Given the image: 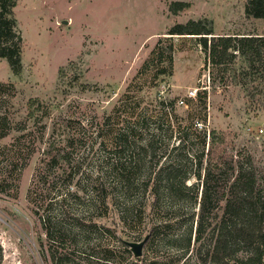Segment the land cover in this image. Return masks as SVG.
I'll return each instance as SVG.
<instances>
[{"label": "rangeland", "instance_id": "1", "mask_svg": "<svg viewBox=\"0 0 264 264\" xmlns=\"http://www.w3.org/2000/svg\"><path fill=\"white\" fill-rule=\"evenodd\" d=\"M173 2L188 7L172 13ZM245 4L17 0L19 71L0 59L14 87L0 95V264H210L193 234L182 255L201 189L191 156L213 130L216 152L247 153L264 175V84L240 85L198 38L169 33L201 20L217 35L264 34ZM29 99L40 103L31 116ZM169 167L194 190L169 197ZM142 241L134 256L127 244Z\"/></svg>", "mask_w": 264, "mask_h": 264}, {"label": "trees", "instance_id": "2", "mask_svg": "<svg viewBox=\"0 0 264 264\" xmlns=\"http://www.w3.org/2000/svg\"><path fill=\"white\" fill-rule=\"evenodd\" d=\"M16 4L17 0H0V59L6 60L13 73L20 69L23 48L14 15ZM187 7V3L173 2L169 10L176 13ZM244 12L254 19H264V0H246ZM169 34L198 38L210 64L220 72L231 73L232 79L240 85L247 87L255 81L264 84V34L217 35L201 20L177 25ZM235 61L240 63L237 68H234ZM6 90L10 92L8 97H13V84L0 81V95ZM203 101L201 104L205 106ZM7 102L0 98V139L8 134L9 117L6 112H1ZM39 106L37 100L29 99L28 107L34 109L29 115H33ZM200 133L202 144H205L206 130ZM207 135V152L191 156L195 166L193 176L201 189L197 191V213L191 215L192 219L196 216L193 233L190 227L182 255L189 250L193 234L196 259L205 258L204 262L209 260L210 264H264V175L258 172L247 153L225 156L223 150L216 152L223 139L213 130ZM175 172L169 167L166 173L169 197L181 193L179 189L184 186L182 178L176 184ZM191 189L194 187H183V190ZM197 193L194 194L195 202ZM46 231L51 235L49 229Z\"/></svg>", "mask_w": 264, "mask_h": 264}, {"label": "water", "instance_id": "3", "mask_svg": "<svg viewBox=\"0 0 264 264\" xmlns=\"http://www.w3.org/2000/svg\"><path fill=\"white\" fill-rule=\"evenodd\" d=\"M144 244V241L140 242V243H128L127 245L131 248L134 256H140L141 254V248Z\"/></svg>", "mask_w": 264, "mask_h": 264}, {"label": "built area", "instance_id": "4", "mask_svg": "<svg viewBox=\"0 0 264 264\" xmlns=\"http://www.w3.org/2000/svg\"><path fill=\"white\" fill-rule=\"evenodd\" d=\"M194 95H195V91H193V90H192V91L190 90V91L187 92V97H189V98H190V97H193ZM178 103H179V104H183V100L180 99V100L178 101Z\"/></svg>", "mask_w": 264, "mask_h": 264}]
</instances>
